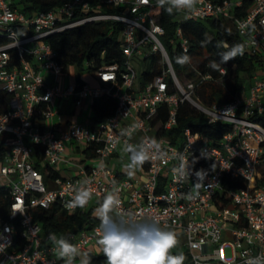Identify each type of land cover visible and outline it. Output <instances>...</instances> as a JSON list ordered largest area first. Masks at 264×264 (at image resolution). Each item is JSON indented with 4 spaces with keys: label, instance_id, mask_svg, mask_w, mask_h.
Returning a JSON list of instances; mask_svg holds the SVG:
<instances>
[{
    "label": "built area",
    "instance_id": "built-area-1",
    "mask_svg": "<svg viewBox=\"0 0 264 264\" xmlns=\"http://www.w3.org/2000/svg\"><path fill=\"white\" fill-rule=\"evenodd\" d=\"M101 4L121 11H102ZM197 7L200 11L195 14L177 12L171 45L189 54L192 42L182 27L186 21H231L242 40L248 42L245 52L261 60L251 77L248 94L243 88L229 101L210 104L193 97L197 87L214 77L202 74L190 56L188 65L196 74L188 81L181 79L161 40L165 29L158 19L156 0L147 4L142 0H64L54 9L31 15L21 11L19 0H0V37L4 39L0 44V91L9 94L8 109L0 113V134L11 135L6 140L7 153L0 161V187L11 194L12 220L0 224V264H63L53 252L55 246L48 240L49 234L34 220L33 211L59 203L68 212L64 206L71 198L67 186L84 178L92 180V198L99 201L112 182H117L126 218L143 220L150 216L161 226L175 229L183 242L180 250L172 254L183 252L185 264H243L245 252L255 256L264 250V172L260 169L264 164V125L258 119L264 113V0H204ZM249 19L255 29L241 36L236 21ZM100 21L123 25L119 44L124 65L100 68L97 84L86 80L80 83L74 76L66 85V71L56 60L57 52L49 36ZM154 56L158 62L142 72L149 71L153 77L142 83L140 65ZM222 67L226 74L218 71L217 80L221 82L228 75V68ZM49 71L54 74L50 83L46 81ZM102 96L116 99L113 115L95 125L74 121L66 128L57 127L59 108L55 100L71 98L74 106L80 107ZM185 100L205 114L209 123L229 126L218 144L198 136L189 127L177 143L162 134L178 126L179 107ZM164 104L168 115L163 120L159 114ZM133 121L141 123L142 129L131 142H138L142 136L162 138L166 147L184 152L189 159L198 158L195 169L207 170L208 177L206 187L195 199L181 197V193L192 189L194 176L184 184L173 182L171 168L178 160L145 163L141 181L122 176L110 165L116 153L122 155L123 142L112 149L109 141ZM69 142L84 151L93 150L95 155L87 165H79L77 175L55 178L51 185L36 168L35 147L44 150L43 164L56 169L67 162ZM202 149L207 158L201 156ZM212 164H216L214 171ZM14 205L17 212L13 215ZM16 219L23 228L21 244L16 239ZM99 226L69 228L64 236L84 252L101 253L97 243ZM227 246L231 248L230 255L226 254Z\"/></svg>",
    "mask_w": 264,
    "mask_h": 264
},
{
    "label": "trees",
    "instance_id": "trees-1",
    "mask_svg": "<svg viewBox=\"0 0 264 264\" xmlns=\"http://www.w3.org/2000/svg\"><path fill=\"white\" fill-rule=\"evenodd\" d=\"M64 0H19L21 11L31 15L39 10H50L61 5ZM102 11L114 12L113 7L101 4ZM159 9V8H158ZM178 13L174 12L168 15L163 9H159V22L165 29V33L161 35V40L166 47L174 68L179 76L183 78H192L196 73L190 70L189 65L180 66L176 63V57L184 53L178 49L173 48L170 43L174 37L175 28L178 24ZM184 33L191 40V56L197 63V67L202 74L211 73L214 79L202 83L197 87L193 93V97L205 104L213 102L229 101L239 94L245 84L246 78H251L261 64L259 56L245 52L244 56L237 57L234 60L224 64L228 68L227 77L221 82L218 71H213L208 67L212 60L219 61V53L223 49L216 47L217 42L226 41L229 44L242 42L231 21L226 19L207 20H190L182 24ZM123 25L113 21L90 22L68 28L64 31L55 33L49 36L48 41L56 50L57 62L63 66L67 71L71 65L77 66L79 70L87 72L95 79L98 78V70L102 67L112 64H118L120 67L124 65V57L120 49L119 36ZM226 28H231L232 34L228 35L225 32ZM208 41L206 46L202 47V41ZM4 39L0 37V44ZM158 57L154 56L147 62L148 69L158 62ZM153 77L149 71H146L140 77L142 83L150 80ZM76 80L83 83L81 74L75 76ZM9 94L5 91H0V113L8 109ZM117 106V101L113 97H99L93 101L94 121L100 122L105 118L114 114ZM159 118L166 119L168 115L167 105H162L160 108ZM264 125V113L258 118ZM178 126L165 130L162 134L170 137L174 143L182 137V132L185 128H191L200 137H207L214 144H218L219 140L229 130V126L216 123L211 124L205 114L196 109L189 101L181 102L178 112ZM11 136L9 134H0V161L7 153L6 140ZM36 168L45 174L46 181L62 177L59 172L51 167L43 164L44 150L40 146L35 147ZM88 155L94 156L93 150H86ZM237 184H240L239 182ZM10 203L11 194L9 189L0 187V224L10 220ZM99 205V204H98ZM94 206L89 210L78 209L74 214H69L64 210L59 203L52 207L36 208L33 211L34 220L42 225L44 233H56L57 236L65 234L66 230L73 227L81 229H89L95 225H100L98 215L95 214L96 208ZM18 227L16 239L19 244L23 241V228L20 220H14ZM92 264H106L107 259L103 253H91Z\"/></svg>",
    "mask_w": 264,
    "mask_h": 264
},
{
    "label": "clouds",
    "instance_id": "clouds-1",
    "mask_svg": "<svg viewBox=\"0 0 264 264\" xmlns=\"http://www.w3.org/2000/svg\"><path fill=\"white\" fill-rule=\"evenodd\" d=\"M142 2L147 4L149 0H142ZM203 2L204 0H156V6L168 15L174 12L195 14L200 11L197 5ZM236 25L241 36L255 29L251 19L237 20ZM225 32L228 35L232 34L231 28H226ZM207 42V40L202 41L201 46H206ZM247 44V41L233 44L226 41L217 42L216 47L223 51L219 53V61H210L208 67L213 71L226 74L222 65L244 56ZM176 63L182 67L191 63V57L187 55L186 50L185 54L176 57ZM141 129L142 124L133 121L128 126L120 128L118 137L109 141L112 149H115L121 140L123 142L121 161L124 174L131 179L137 172L143 171L145 163L159 160L166 164L171 160H178L179 163L171 168L173 182L184 184L190 182L194 176L195 181L191 183L192 189L187 193H181V197L187 200L195 199L199 195V190L206 187L204 182L208 177L207 170L195 169L198 158L189 159L184 152L166 147V142L162 138L142 136L138 142H131ZM90 137L95 138L94 135ZM125 154L126 162H124ZM201 156L207 158L203 149ZM101 167H104L103 163ZM211 169L214 171L216 164H212ZM91 184L90 178H84L67 186L71 198L64 206L69 214L74 213L77 208L83 210L88 206L93 197ZM120 193L121 186L113 181L110 189L105 190V195L96 208L100 221L98 229L100 236L97 243L101 246L108 264H185L187 257L183 252L172 254V250L180 245L179 234L175 229L168 225L161 226L158 220L150 216H146L143 220H136L130 216L126 218V214L122 211ZM13 209L14 215L17 212L15 205ZM48 240L55 246L53 252L63 261V264H76L77 259L79 264H92L91 255L82 251L78 244L70 242L66 236L58 237L52 232L49 233ZM244 257L243 264H264V250L255 256L245 252Z\"/></svg>",
    "mask_w": 264,
    "mask_h": 264
},
{
    "label": "crops",
    "instance_id": "crops-1",
    "mask_svg": "<svg viewBox=\"0 0 264 264\" xmlns=\"http://www.w3.org/2000/svg\"><path fill=\"white\" fill-rule=\"evenodd\" d=\"M47 76L49 78H47ZM89 78L82 77L83 80L90 82L91 84H97V80L88 75ZM54 74L53 72L49 71L46 73V81L50 83L53 80ZM67 74L64 76V83L67 85V81L65 78ZM74 79V77H73ZM71 78L70 82L73 80ZM59 108V115L56 117L57 127L58 128H66L72 122L77 121L80 123H85L88 125H95L98 122L94 121V109H93V102H87L83 106L76 107L71 99H57L54 103ZM92 156L88 155L86 151L81 149L78 144L74 142H69L68 147L65 153V159L67 162L62 164L59 167H56V170L62 177L74 176L78 174L79 165H87L89 161H91ZM127 161V156H124V162ZM110 165L117 170L122 176H126L122 170V161H121V153H116L110 159ZM145 174L143 171L137 172L136 176L133 178L135 180L141 181L143 180ZM127 177V176H126ZM49 184L53 185V179H49ZM99 200L92 198L89 202L88 206H86L83 210H89L90 208L97 206L99 204ZM95 214L98 215L97 212Z\"/></svg>",
    "mask_w": 264,
    "mask_h": 264
},
{
    "label": "rangeland",
    "instance_id": "rangeland-1",
    "mask_svg": "<svg viewBox=\"0 0 264 264\" xmlns=\"http://www.w3.org/2000/svg\"><path fill=\"white\" fill-rule=\"evenodd\" d=\"M147 67H148L147 63H145V62L141 63L139 77H142V72H143L144 69H147ZM66 74H67V77L65 78V80L67 81V83H70L71 78L73 79V77L76 76L77 74H81L82 77L89 78V76H88L89 74L87 72L79 70V68L77 66H74V65H71V66L68 67V69L66 71ZM47 78H49V77L47 76ZM49 79H51V77ZM182 80L184 82L188 81L186 78H183ZM250 86H251V78H246L245 79V84H244V89H245L244 91H245L246 94L249 93ZM260 169H261L262 172H264V164L260 167ZM179 239H180V245H181V243L183 242V237L180 235ZM179 246L177 248L173 249L172 252H174V251L178 252L180 250ZM225 251H226L227 255L231 254V248L229 246L226 247Z\"/></svg>",
    "mask_w": 264,
    "mask_h": 264
}]
</instances>
